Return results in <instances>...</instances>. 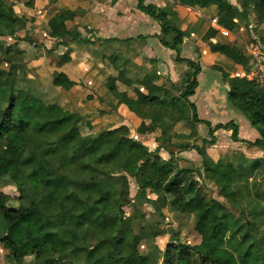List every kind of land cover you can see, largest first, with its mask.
I'll list each match as a JSON object with an SVG mask.
<instances>
[{"label":"trees","instance_id":"16d2710c","mask_svg":"<svg viewBox=\"0 0 264 264\" xmlns=\"http://www.w3.org/2000/svg\"><path fill=\"white\" fill-rule=\"evenodd\" d=\"M135 1L136 9L158 25L161 46L175 53L173 63L187 67L180 84L161 82L156 73L129 78L107 48L115 40L95 39L102 46L95 48L88 37L67 26L80 14L78 10L58 9L54 7L58 0H48L53 8L47 16L46 34L57 40L56 47L66 48L56 57L57 64L70 63L68 48L79 44L103 78L93 97H86L101 107L90 112L80 97L68 96L76 84L63 72L53 71L51 80L63 92L60 97L49 99L39 92L36 81L26 75L24 53L16 44L32 20L16 14L7 0H0V91L6 94L0 97V187L11 183L18 194V206L10 208V197L0 189V259L6 264H264V249L254 243L246 247L238 243L237 256L225 247L226 236L241 235L242 218L234 217L212 196L227 201L241 217L243 204L248 207L247 226H254L250 222L255 217V224H264V158L249 162L242 154L220 151L213 160L206 151L215 145L214 133L222 130L230 132L232 142L264 154V91L254 81L239 78L237 71L231 75L211 66L228 86V102L259 138L253 142L239 139L232 121L212 126L199 120L189 99L201 69L181 57L183 31L166 10ZM169 1L200 13L215 7L216 25L207 26L201 19L194 29L207 26L201 41L209 51L230 60L235 69L249 72L250 58L240 48L210 40L222 28L235 36L246 35L247 44L264 48V0H235L234 4ZM251 20L253 38L248 29ZM18 82L25 88L15 92ZM120 107L139 120L136 135L159 133L154 149L131 138L126 126L109 129L101 121L93 125L94 115L102 119ZM179 124L186 133L175 130ZM201 124L206 128L203 139L197 132ZM161 150L168 159L160 157ZM173 150L177 154L194 151L199 167L179 165ZM128 179L136 186L133 197ZM143 205L150 206L152 213H143ZM169 213L176 220L190 218L185 233L173 227ZM183 234L194 242H182ZM243 234L249 235L248 229Z\"/></svg>","mask_w":264,"mask_h":264},{"label":"crops","instance_id":"0c3cea01","mask_svg":"<svg viewBox=\"0 0 264 264\" xmlns=\"http://www.w3.org/2000/svg\"><path fill=\"white\" fill-rule=\"evenodd\" d=\"M18 1L20 2L23 0H17L16 2ZM30 1H32V3ZM144 2L147 4H153L158 8L164 9L166 10V12H168L169 17L184 33L181 44V57L200 65L201 70L197 76V88L195 89L194 95L189 99V101L195 105L197 118L201 121L209 122L212 126H215L217 124H225L227 122H233L236 119H240L241 117H239V115H237L234 111L236 109H234L227 100V92L229 89L228 86L223 82L221 74L217 71L211 70L209 67H220L222 70L231 75H235V73L238 72L237 76L239 78H245L250 72H252L253 64L249 59L251 63V69L249 70V72L235 69L230 60L226 59L220 54L211 53L209 51L207 43L201 41V36L204 30H206L207 26L210 24L216 25L211 23L212 20H216V8L210 7L206 13H200L193 9L175 4L169 0H144ZM27 3H30L31 5L29 7L32 8L34 1L28 0L25 2V4L27 5ZM230 3L234 4L235 0H230ZM120 5H124L126 7L124 11H120L117 9ZM55 6L58 9L66 8L71 11H82V13L78 14L75 17L73 22H68L67 26L69 27V24L76 25L81 22V27L77 26L76 29L80 33L84 31L83 27L90 31L88 34V38L91 42L94 43L95 48H102V46H100V43H98L95 39L115 40V42L109 44L107 48L110 53H113L118 57L119 63L124 66L123 69L129 78L140 79L142 77L150 76L151 74L156 73L159 76L161 82L168 80L173 84L181 83L179 75H183V73L187 71V67L184 64L175 65L173 63L175 53L161 46L159 42L160 32L158 25L148 16L140 13L136 9L135 0H119L114 4H110L109 1L106 0H58L54 7ZM34 10L36 11V9ZM50 11H48L47 13L45 12V15L40 17L39 22H37V19L35 18L37 16H23L27 19L32 20V23H36L42 27L46 41H48L49 44L54 43L53 47L51 46L48 49H55L57 40L50 39L45 31L46 20ZM44 16L45 19L43 22L42 18ZM201 19H204L207 22V26L202 25V27L195 30L194 27L196 23H198V21ZM254 27L255 23L251 20L250 24L248 25L250 33L252 29H254ZM69 28L75 29L71 27ZM238 33L240 35L243 34L242 28ZM138 37H140L142 40H138ZM251 38H253L252 33ZM246 39V35H244V37L235 36L228 31L220 28L217 37L211 39L210 42L212 44L221 43L231 46H237L245 55L248 56V51L253 44H247ZM57 48H62V53L65 52L66 49L60 46ZM68 49L71 50V62L64 66H59L57 64V61H54L53 71L63 72L71 81L76 84L73 90L68 93L69 97L81 96L85 98L87 95L85 94V90H83V86L81 87L80 85H78V83H80L79 78L83 77V80H85L84 86H91L92 84L94 85V82L91 79L94 77L97 78L100 85V83L103 81V78L100 77L97 70L92 68L91 58L84 55L77 45L72 44ZM41 60L46 61L47 59ZM85 62H87L86 70H84V67H82L85 66ZM76 63H80V65H82L81 69L83 68V72L81 73L80 69V72H78V78L73 79L71 78L67 69ZM88 64L90 67H88ZM34 69L35 68H31V70H33L35 73L37 69ZM91 69L93 71L92 77L88 78ZM29 78H36L38 80L41 79L40 75H38L37 73L33 75L32 73H29ZM51 80L50 89L53 91L55 90L57 92V95L61 96L63 92L57 88H54L51 85ZM97 86L89 88V95H94V93L97 91ZM130 96H133V94H131ZM99 106L100 105H98V107ZM102 120L104 123L103 126L106 128L110 127L109 129L117 128L119 126L128 127L131 138H133L132 135L135 134V130L139 124V120L132 114L128 113L124 107H120L112 114L104 116ZM202 126V124L197 126L198 137L200 139L205 138L204 131L206 129H202L204 133L200 132V128H202ZM249 126L246 128L244 133H241V129L239 127V124L237 123L238 138L244 141L253 142L254 140L258 139L259 136L256 130L252 128L251 125ZM178 127H180L181 130H178ZM182 128L183 126L179 124L176 126L175 130L186 133V130L182 131ZM220 136L223 138H219ZM139 138L141 139H134L137 141H141L151 149H154L156 147V143L154 141L156 137L149 136L147 137L149 138L147 141H143V137ZM214 138L215 145L206 149L208 155L213 160L218 159L220 151H225L231 156H238L242 154L249 162L259 158H264V154L258 151L256 148H247V146L243 143L232 142L230 139V132L219 130L214 133ZM173 152L176 157L183 160L185 163L191 162L193 165H196L193 161L185 158V156L189 155L192 151L181 152L178 154L175 150H173ZM165 154L168 156L167 152L163 150L159 152V155L163 160H166L162 157ZM198 159L200 162L199 157Z\"/></svg>","mask_w":264,"mask_h":264},{"label":"rangeland","instance_id":"374dc122","mask_svg":"<svg viewBox=\"0 0 264 264\" xmlns=\"http://www.w3.org/2000/svg\"><path fill=\"white\" fill-rule=\"evenodd\" d=\"M16 1L17 0H8V2L11 3L14 6L15 13H17L18 15H29L31 17L37 16V17H35L37 19V22L40 21L39 20L40 17L45 15L44 14L45 12L47 13L48 11H50L53 8L52 5L48 4V0H33L34 4L32 5V8L25 4V2L28 1V0H23V1H20V2L19 1L16 2ZM30 2L32 3V1H30ZM125 8L126 7L124 5H120V6H118L117 9L120 10V11H124ZM34 9H36L37 12ZM37 13H39V14H37ZM78 13H82V11L78 10ZM35 14H37V15H35ZM44 19H45V16L42 18L43 22H44ZM33 21H34V19H33ZM77 26L81 27V22H79V24H76V25L75 24H69V27H71V28H75L76 29ZM83 28H85V27H83ZM83 30L84 31H82L80 33L81 36L88 37V34H89L90 31H88L86 29H83ZM20 37H21L20 40H18L16 42V44H17L18 49L24 53L23 54V63H24L25 71L27 72L26 75H28V77H29V73H32V75L35 74V73L40 75V77H41L40 80H38L36 78L35 79L34 78H30V79H32L33 82L36 81L35 84L37 83V85L39 86V92L42 95L48 97L49 99H52V98L53 99H57V97H60V96L57 95V92L55 90L53 91V90L50 89V80L52 78L51 74L53 73L52 71H53V67H54V61H56L55 60V59H57L56 57L62 53V51H63L62 48H57L56 47L55 49L51 48L52 50L48 49L51 46L53 47L54 43L49 44L48 41H46L45 34L43 32L42 27L39 26L36 23L28 22L26 24L24 34L20 35ZM5 42H8V40H5ZM12 43H15V42H12ZM77 45H79V44H77ZM81 45H83V44H81ZM47 51H52V54L48 55ZM41 59H47V60L46 61H42ZM81 66L82 65H80V63H78V64L76 63V64L70 66L67 69V71L70 74L71 78H73V79H77L78 78V72H80ZM82 67H84V70H86L87 69V62H85V66H82ZM88 67H90L89 64H88ZM31 68H35L34 70L37 69V71L34 73V71L31 70ZM82 72H83V68L81 69V73ZM92 73H93V71L91 69V72L89 73L88 78L92 77ZM100 77H102V76L100 75ZM80 78H79L80 83H78V85H80L81 87L83 86V90H85V94L87 96H92L93 97V95H89L90 94L89 88L99 85V81L97 80V78L94 77V78H96V81L94 82V85L92 84L91 86H87V85L84 86V81L85 80H83V77L81 79ZM100 79H102V78H100ZM179 79L182 80V74L179 75ZM99 86H97V88ZM21 88H25V85L23 83H21V82L16 83L15 92H16V90L21 89ZM5 96H6L5 91H0V97H5ZM79 97L84 101V103H82V104H83L84 108L87 111L94 112L96 108L100 109V107H98V105H97V101H95V100H92V101L91 100H87L86 97L85 98L81 97V96H79ZM234 111L241 118L240 119H236L233 122L236 125L238 123L239 127L241 129V133H244L246 128L250 124H249L248 120L239 111H237V110H234ZM102 119H100L96 115H94L93 118H92L93 125H97V123L100 122V121H102V125H103L104 123H103ZM202 129H206L204 125L202 126V128H200V132L201 133L203 132ZM178 130H181L180 127H178ZM185 130L186 129L183 126L182 131H185ZM204 132L206 134V130ZM205 134H204V136L206 138ZM158 135H159V133L156 132L153 135H149V136L157 137ZM149 136H147V137H149ZM130 137H131V135H130ZM132 137H133V139L134 138L135 139H137V138L141 139L136 134H133ZM147 137H145V138L143 137V139H144L143 141H147L149 139ZM219 138H223V137L220 136ZM162 157L164 159H168V156L166 154L163 155ZM185 158L190 160V161H193L196 165H193L191 162H186L185 163L183 160H181L178 157H176V159L179 162V165H181V166H183V165H186V166L192 165L194 167H199L198 165L200 164V162H199V159L197 157V154L194 151H192L189 155H186ZM128 181H129V196L133 197L135 195V192H136V186L134 185L132 180L128 179ZM200 181L203 182L201 179H200ZM207 186L210 187L209 184H207ZM0 189H1V191L3 193H5L6 195H8L10 197V201L8 202L7 206L10 207V208H16L18 206V204L15 201V199L18 197V194H17V192L15 190V187L11 183H8V184L2 185L0 187ZM212 196L217 201H219V202L223 203L224 205H226L227 209L232 213V215L234 217L242 218V219H240L241 220L240 224H242L241 235L240 236H236L234 238L231 235L230 236H226L225 240H224L225 247L229 251L233 252V254L235 256L238 255V253L235 251V247L237 246L238 243H242L243 245H245L244 247H246L250 243H254L255 246L257 247V249H259V248L264 249V224H262V225L255 224V222L258 221L257 218L255 217V218H251L252 222H250V223H253L254 226H247V223H248L247 219H250L249 215L247 214L249 208L245 207L244 204H243V208L245 209V213H244V217L243 216L241 217V215L238 212L239 210H233L231 207H229L230 205H229V203L227 201H224L223 199L218 198L216 195H212ZM140 209H141V211L143 213H147V214L152 213V210H151L150 206H148V205H143V206H141ZM129 215H130V211H129V209H126L125 210V216L128 217ZM169 217H170V219L172 221L173 227L174 226L178 227V229L181 231V233H185V230H186L187 226L190 225V222H188L190 218L188 219V221H187V218H185V217H181V219L176 220V217H174V215L172 213H169ZM246 229H248L249 235H244L243 234V232ZM180 240L182 242L191 243V244L194 242V241L188 239L186 237V235H184V234L181 235ZM1 253H2V248L0 247V254ZM62 259L70 260L69 257H63ZM27 261H30V258H28L26 260V262ZM0 264H6V262L3 259H0Z\"/></svg>","mask_w":264,"mask_h":264},{"label":"built area","instance_id":"2783aa9c","mask_svg":"<svg viewBox=\"0 0 264 264\" xmlns=\"http://www.w3.org/2000/svg\"><path fill=\"white\" fill-rule=\"evenodd\" d=\"M211 23L216 24V20H212ZM248 56L252 61L253 70L245 78L254 81L264 91V48L253 44L248 51Z\"/></svg>","mask_w":264,"mask_h":264},{"label":"water","instance_id":"95a60500","mask_svg":"<svg viewBox=\"0 0 264 264\" xmlns=\"http://www.w3.org/2000/svg\"><path fill=\"white\" fill-rule=\"evenodd\" d=\"M228 2L230 1V0H227Z\"/></svg>","mask_w":264,"mask_h":264}]
</instances>
